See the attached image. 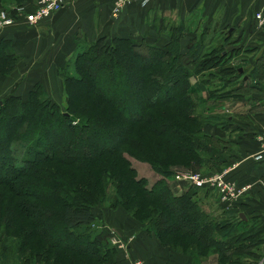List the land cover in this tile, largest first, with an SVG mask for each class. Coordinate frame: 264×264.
Masks as SVG:
<instances>
[{
    "label": "trees",
    "instance_id": "16d2710c",
    "mask_svg": "<svg viewBox=\"0 0 264 264\" xmlns=\"http://www.w3.org/2000/svg\"><path fill=\"white\" fill-rule=\"evenodd\" d=\"M6 1L12 7L31 2L0 0V9ZM182 32L181 23L169 28L164 48L136 38L84 41L60 72L63 112L40 83L24 100L12 95L1 101L0 264H115L107 233L92 228L93 207L106 201L146 224L172 251L204 257L213 250L220 264L242 248L260 257L250 248L264 244V225L239 216L213 218L193 200L196 187L178 197L162 181L149 189L126 157L163 177L174 167L214 169L229 160L227 141L201 134L205 123L222 125L221 118L194 110L189 77L213 69L207 77L222 87L210 90L209 99L225 100L241 98V84H230L242 75L225 49H207L203 36L180 54ZM18 61L10 41L1 40L0 78ZM263 65L257 62L251 77ZM251 88L249 96L264 93L259 80Z\"/></svg>",
    "mask_w": 264,
    "mask_h": 264
},
{
    "label": "crops",
    "instance_id": "0c3cea01",
    "mask_svg": "<svg viewBox=\"0 0 264 264\" xmlns=\"http://www.w3.org/2000/svg\"><path fill=\"white\" fill-rule=\"evenodd\" d=\"M114 2L77 0L34 25L20 17L12 26L1 30L0 41H10L19 61L9 76L0 78V102L12 95L24 100L37 83L42 85L47 95L54 94L60 99L64 97L60 72L75 56L73 54L77 48L86 45L84 40H77L78 34L84 35L89 43L102 37H106L108 42L121 37L149 41L164 48L171 38L168 34L169 27L174 24L171 23V17L177 24L186 21L184 37L179 42L180 54L187 53L190 41L201 39L198 38V31L209 33L208 43L205 41V47L209 50L213 48L211 44L214 41L218 42L215 36L226 31L228 40L215 45L221 46L229 54L228 62L242 75L239 79L249 81L254 78L264 84V72L251 77L257 62L264 64V0H129L116 17L112 15ZM12 6L9 3V7ZM256 13L263 19L261 25L255 17ZM157 19L161 21L158 23ZM191 77L195 79L192 81L195 87L192 96L198 95L208 100L209 83L206 84L200 76ZM252 97L258 102L254 110L241 103V98L225 99L226 105L214 111H221L222 117H219L222 125L216 126L210 121L204 126V132L227 141L225 152L229 155L228 161L236 162L227 178L245 188L235 208L226 209L216 197L217 208L222 207L227 217L263 221L264 142L259 136L264 131V93L252 94ZM213 116L218 117L215 114ZM208 191L211 190H198V195L207 193V197L204 196L207 199L210 195ZM201 204L206 205L205 202ZM204 210L207 211L206 208ZM132 235V244L129 241L124 250L118 248L121 253L117 257H122L119 264H171L167 263L169 250L163 249L156 240L149 239L143 232ZM138 258L141 261L133 260Z\"/></svg>",
    "mask_w": 264,
    "mask_h": 264
},
{
    "label": "rangeland",
    "instance_id": "374dc122",
    "mask_svg": "<svg viewBox=\"0 0 264 264\" xmlns=\"http://www.w3.org/2000/svg\"><path fill=\"white\" fill-rule=\"evenodd\" d=\"M77 1V0H76ZM9 3L8 1H6V3H4V5L1 7V9H6L7 7H9ZM11 4V3H10ZM69 4V3H67ZM66 4V5H67ZM119 15V14H117ZM257 15V13H256ZM116 17V16H115ZM256 17V16H255ZM20 18V17H17V19ZM162 20V18H160ZM160 19H157V22L159 23L161 20ZM171 19V23H174L173 25L172 24H169V25H172L170 26L169 28L173 27V26H178V24L180 23H176V20H174L172 17L170 18ZM257 19V18H256ZM174 20V21H173ZM165 22V20H162ZM259 21V20H258ZM169 22V21H168ZM166 22V23H168ZM186 22V21H184ZM182 22V27H183V30L185 28V23ZM188 27V25H186ZM169 31V29H168ZM183 33V32H182ZM169 34V33H168ZM198 34V38H201L202 37V34H203V38H204V42L206 41V44L208 43L209 39H208V32L206 31H198L197 32ZM227 32H220L219 34H217L215 37H216V41H218L219 43H223V40L225 39V36H226ZM184 35V33H183ZM228 36V35H227ZM78 39L80 40H84L86 42H88V40H86L85 36L84 35H81V36H78ZM138 41H141L143 42L144 44H147V45H150V46H156V47H159L157 46L156 44H150L149 41L145 42L144 40H138ZM93 42V41H92ZM212 42V41H211ZM215 43L214 41V44L212 43L211 46L212 47H215L217 45L215 44H218ZM89 43V42H88ZM81 46V45H80ZM159 48H162L161 46ZM79 50V48H77ZM78 50H76L78 52ZM76 51L74 52L73 56L76 55ZM144 52V51H143ZM146 53V52H144ZM254 69H255V66H254ZM259 71L261 72H264V65L263 66H260L259 68ZM68 72L71 74L73 73V67L72 65H69L68 67ZM214 70L212 69L211 71H203L202 74L198 75L200 76L201 80L205 79L207 81H209V87H210V90H215L217 88H220L221 89V84H220V81L218 79H212V77H207L208 74L211 75V73H213ZM212 79V80H211ZM195 79L193 77H189V83L191 84L192 87L193 86V83L192 81H194ZM242 81V83H241ZM258 81L255 80L254 78H250V80H240L238 79L237 83H232L230 84L231 86H234V88H236L238 85L241 84L239 90L236 91L237 94H240L241 95V103H245L246 105H249V107L251 109H254L253 107L256 106V104L258 103L257 101H255V99H252V94L251 96H249L250 92H252V88L251 86L252 85H257ZM243 86V87H242ZM260 87V86H259ZM195 88V87H194ZM215 92V91H213ZM254 92V91H253ZM49 97V100L54 102L55 104H57L60 108H61V111H65V101H66V97L64 95L61 96V99H60V96H54V94H50L48 95ZM157 97L159 99H161L163 96H162V91L157 95ZM192 97V102H193V105L194 106V110L198 113H201L202 116H206L207 115H217V116H221L222 117V113L221 111H219L218 113H215L214 111L215 110H218V109H222L226 104L225 102L227 100H221V97L218 98V96L216 97H212L208 100L204 99V97L201 99L198 95L196 96H191ZM231 99H234V98H231ZM230 99V100H231ZM235 100V99H234ZM207 123L204 124V126L206 125ZM203 126L202 130H201V134L205 135H209L208 132H204L205 130V127ZM99 144H101V141H98ZM126 155V154H125ZM127 159L130 161V163H132V167L135 169L136 171V174H137V177H141L142 179H145L146 180V185H147V188L151 189L152 186L158 182V181H162L164 182V184H166L168 190H169V193L173 196H180L182 193L185 194V193H188L189 191H191L193 188H191L190 186L188 185H183L184 188L186 189H174V186L172 183H170V181H173V176L175 177L177 174H179V172H182V173H188V174H201V175H211V176H214V175H219L220 173H222V176L224 177L225 179V182L228 183L230 186H233L234 188V193L235 195L233 197H230L228 200L229 201H226L224 203V205L222 206H225L226 209H233L235 208L236 204L238 203V198L243 194V192H241L239 194V196L237 195V191L239 190H245V188H242L243 186H238L235 182H232L230 181L227 177H228V174L231 170L234 169L235 165H236V162H231L229 163V161H227L226 165H222L221 167H216L214 169H210L209 168V165H203L201 167H198L196 165H192V167L190 168H186V167H182V166H178V167H174L171 169V176L167 175L165 177L163 176H160V175H157L153 170L152 168L145 162H140V160H136L134 159L133 157L127 155L126 156ZM224 166V167H223ZM200 190H211V189H200ZM111 191V189H110ZM209 192V191H208ZM207 193L205 194H199L198 196H194L193 197V200L194 199H197L198 202L201 204L202 202H205L206 205L204 204H201V206H203V208L207 209V213L211 214L213 218H219L220 216L222 215H225L223 212H224V209L221 210V208H217L218 206H216V202H218L216 200V197L217 199L219 200L218 198V195L216 193V191L214 190H211L209 192V196L207 199H205L207 197L206 195ZM206 195V197H204ZM216 195V196H215ZM92 213L94 214V218H95V221H94V225L92 226L93 229H95L96 231L98 230H101V231H104L105 233H107V245L108 247H110V249L112 250V257L114 258V262L115 264H119L121 260V256L117 257V254L118 253H121L120 250H118V248H121L122 246V243H124V245L126 246L127 242L129 241H132L130 239L131 236L134 237V235L132 234H139L140 232H143V234H145L146 236L149 237V239H152V240H156L158 243H160L155 236H153V234L150 233L147 231V225L146 224H143L141 221H137L135 218H133L126 210H124L123 208H120V207H113L110 205V202L109 201H106L105 203H99L96 205V207H93L92 209ZM237 217V216H236ZM129 221L130 223H132V225L130 226L129 223L127 222ZM258 222L261 224V225H264V220L263 221H260V220H255L254 219V223L255 224H258ZM146 223V222H144ZM120 224H122L123 226L120 227ZM258 227V226H257ZM240 231H245V229H240ZM114 239H117L119 241L118 244H115V242H113ZM134 241V239H133ZM133 241L131 242V244L133 243ZM157 244V243H156ZM263 245H261L260 247H256L254 248V246H251L250 249H254L255 251H258L259 250V258L255 260V257L247 254V248H242L241 250H237L235 252H233V255L234 257H226L225 259V262L224 264H233V261H235L236 263L235 264H264V248H262ZM163 247V246H162ZM264 247V246H263ZM126 248V247H125ZM140 248L141 246L138 248L137 252L139 253L140 251ZM163 249L165 250H169L170 252V258L169 260L167 261V263H171V264H211L213 262V264H220L219 262V259H218V254L215 253L213 250H210L209 252H207V254L203 257H200L199 255H196L195 253H192V255H186L185 252H177V251H172L171 248H164ZM184 251H186V248L184 249ZM140 257V256H139ZM239 258L238 262L236 261L237 259ZM257 257V256H256ZM133 260H139L141 261L140 258L138 259H133ZM119 261V262H118ZM13 264H15L13 262Z\"/></svg>",
    "mask_w": 264,
    "mask_h": 264
},
{
    "label": "built area",
    "instance_id": "2783aa9c",
    "mask_svg": "<svg viewBox=\"0 0 264 264\" xmlns=\"http://www.w3.org/2000/svg\"><path fill=\"white\" fill-rule=\"evenodd\" d=\"M28 4L20 5L19 7H7L6 9H0V31L7 28V26H12L17 17H23L24 21L30 25L39 23L42 20H46L49 17L53 16L55 13L61 10V8L67 3H73L76 0H30ZM147 0H144L146 2ZM129 3V0H116L112 7V15L117 16L125 5ZM14 12V13H12ZM256 18L259 19L260 25L263 23L261 15L257 13ZM259 139L264 142V131L260 134ZM173 184L174 189H186L183 185H188L191 188L196 187L197 189H211L216 191L220 205H224L230 197L235 195L234 187L230 186L225 182L222 173L219 175H201V174H188L179 172L175 177L173 176V181H170ZM243 190L237 191V195ZM113 242L118 244L119 241L114 239ZM124 243L120 249H125ZM139 264V263H135Z\"/></svg>",
    "mask_w": 264,
    "mask_h": 264
},
{
    "label": "water",
    "instance_id": "95a60500",
    "mask_svg": "<svg viewBox=\"0 0 264 264\" xmlns=\"http://www.w3.org/2000/svg\"><path fill=\"white\" fill-rule=\"evenodd\" d=\"M241 72V71H240ZM0 105H1V102H0ZM67 115V113L65 114V116Z\"/></svg>",
    "mask_w": 264,
    "mask_h": 264
},
{
    "label": "bare ground",
    "instance_id": "6f19581e",
    "mask_svg": "<svg viewBox=\"0 0 264 264\" xmlns=\"http://www.w3.org/2000/svg\"><path fill=\"white\" fill-rule=\"evenodd\" d=\"M116 1V0H115Z\"/></svg>",
    "mask_w": 264,
    "mask_h": 264
}]
</instances>
